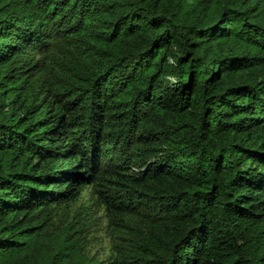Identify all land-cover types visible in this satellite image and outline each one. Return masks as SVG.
<instances>
[{"label": "trees", "instance_id": "trees-1", "mask_svg": "<svg viewBox=\"0 0 264 264\" xmlns=\"http://www.w3.org/2000/svg\"><path fill=\"white\" fill-rule=\"evenodd\" d=\"M263 2L0 0V264L83 190L105 264H264Z\"/></svg>", "mask_w": 264, "mask_h": 264}, {"label": "rangeland", "instance_id": "rangeland-1", "mask_svg": "<svg viewBox=\"0 0 264 264\" xmlns=\"http://www.w3.org/2000/svg\"><path fill=\"white\" fill-rule=\"evenodd\" d=\"M262 5L264 8V2ZM16 49L14 64L16 66L26 64L25 56L19 50L29 49L21 45ZM2 72L4 70L0 66V75ZM51 215V219L44 226L37 221L30 224L38 226L37 231L18 238L11 249L10 264L107 262L106 259L110 256V240L106 233V222L102 211L89 200L86 190L81 192L79 199L71 206H60L54 209Z\"/></svg>", "mask_w": 264, "mask_h": 264}]
</instances>
